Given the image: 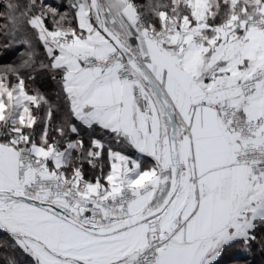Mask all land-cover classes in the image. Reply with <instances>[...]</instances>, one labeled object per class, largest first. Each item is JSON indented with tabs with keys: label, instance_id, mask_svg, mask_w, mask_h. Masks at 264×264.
I'll return each instance as SVG.
<instances>
[{
	"label": "snow or ice",
	"instance_id": "snow-or-ice-1",
	"mask_svg": "<svg viewBox=\"0 0 264 264\" xmlns=\"http://www.w3.org/2000/svg\"><path fill=\"white\" fill-rule=\"evenodd\" d=\"M0 21L26 49L0 67L4 264L264 245V0H0Z\"/></svg>",
	"mask_w": 264,
	"mask_h": 264
},
{
	"label": "trees",
	"instance_id": "trees-1",
	"mask_svg": "<svg viewBox=\"0 0 264 264\" xmlns=\"http://www.w3.org/2000/svg\"><path fill=\"white\" fill-rule=\"evenodd\" d=\"M50 4L59 5L61 3L65 4V0H48ZM139 3L147 2V0H137ZM3 21H0L2 24ZM0 40H2V35H0ZM40 48L37 49L38 53L40 52ZM25 46L13 43L10 47L4 48L0 46V67L7 64H17L21 60V56L25 53ZM34 87H38L42 93H45L55 98V93L57 91L55 83H53L48 78H38L37 84ZM146 163L150 165L151 158H144ZM86 172H90L87 166H85ZM107 171V168L105 169ZM6 239V236L3 232H0V240ZM13 253L11 250L8 253H5L3 250H0V264H4V260L6 256H11ZM18 258L20 260H26L27 257L25 255L18 254ZM243 261L246 264H264V245L259 243H254L251 248L244 249L242 247H236L230 249L228 253L225 254L223 259L221 260V264H227L228 262H236Z\"/></svg>",
	"mask_w": 264,
	"mask_h": 264
},
{
	"label": "rangeland",
	"instance_id": "rangeland-1",
	"mask_svg": "<svg viewBox=\"0 0 264 264\" xmlns=\"http://www.w3.org/2000/svg\"><path fill=\"white\" fill-rule=\"evenodd\" d=\"M57 1H59V0H57ZM65 3L67 4L68 3V0H65ZM227 264H246V262L236 261V262H228Z\"/></svg>",
	"mask_w": 264,
	"mask_h": 264
}]
</instances>
